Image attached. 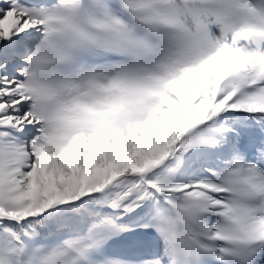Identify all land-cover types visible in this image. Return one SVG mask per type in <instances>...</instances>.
<instances>
[{
    "label": "snow or ice",
    "instance_id": "6c2138e0",
    "mask_svg": "<svg viewBox=\"0 0 264 264\" xmlns=\"http://www.w3.org/2000/svg\"><path fill=\"white\" fill-rule=\"evenodd\" d=\"M0 264H264V0H0Z\"/></svg>",
    "mask_w": 264,
    "mask_h": 264
}]
</instances>
